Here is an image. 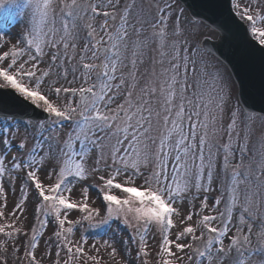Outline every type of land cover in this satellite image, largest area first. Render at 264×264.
Here are the masks:
<instances>
[{
	"label": "snow or ice",
	"instance_id": "1",
	"mask_svg": "<svg viewBox=\"0 0 264 264\" xmlns=\"http://www.w3.org/2000/svg\"><path fill=\"white\" fill-rule=\"evenodd\" d=\"M260 2L264 4V0ZM6 4L19 6L21 0H0V8ZM23 4L32 8L30 29L16 43L9 44L0 36V89H12L42 108L50 125L45 129L40 122L31 151L12 156L8 167L5 152L19 126L5 124L0 130L4 148L0 151V197L6 206L8 194L15 195L19 180L21 195L14 214L26 210L28 190L36 201L35 224L24 241L23 259L19 255L21 230L6 232L5 227L15 225L0 226V233L16 237L13 253L20 264H42L45 257L52 264H61V251L67 256L63 264L86 255L83 245L87 238L73 241L74 228L65 229V224L79 222L67 221L72 210L85 214L82 219L90 224L99 215L98 208L88 205V186L83 187L82 201L70 198L72 188L89 177L102 182L97 198L106 207L105 217L94 226L111 228L114 220H122L133 228L130 239L135 242L139 236L137 258H143L142 264H150L147 240L152 229L161 237L152 257L156 264H251V206L256 204L259 210L264 204V143L260 158L253 153L246 164L247 132L245 142H238L240 110L232 106L222 78L208 71L206 60H197L198 48L190 45L181 24L183 11L175 0H150V19L144 14L145 0L139 4L137 0L83 4L77 0H23ZM234 7L236 15L250 22L251 35L264 51V29L256 25L259 13L250 14L249 6ZM85 16L89 17L84 25L87 38L77 59V21ZM101 16L97 27L94 21ZM145 24L151 28L150 34H145ZM149 52L153 55L146 61ZM45 57L49 63L41 68ZM146 63L149 67L142 69ZM53 69L56 79L51 78ZM77 79L79 86H71ZM228 113L230 122L225 128ZM224 133L227 142L220 143ZM26 145L27 138L16 147L24 150ZM41 173L50 181L54 177V182L46 185ZM214 184L220 194L209 204ZM197 199L199 210L182 215L181 206ZM238 207L242 214L233 224ZM194 215L200 218L193 225ZM53 221L58 229L54 227L43 241L44 251L37 256L44 231ZM229 232L234 234L229 236ZM23 235L27 237L28 232ZM258 235L264 236V222ZM105 244L111 246L108 241ZM52 246L57 249L55 259ZM260 250L264 252V245Z\"/></svg>",
	"mask_w": 264,
	"mask_h": 264
},
{
	"label": "rangeland",
	"instance_id": "2",
	"mask_svg": "<svg viewBox=\"0 0 264 264\" xmlns=\"http://www.w3.org/2000/svg\"><path fill=\"white\" fill-rule=\"evenodd\" d=\"M239 4L241 6H249L251 7L252 11L251 14L259 13V26L261 29H264V4H261L260 0H238ZM68 3H71V0H67ZM85 2H99V0H77L78 4H83ZM176 2V1H175ZM140 1L137 0V4H139ZM150 3V0L145 1V16L147 18H151L147 16V4ZM178 6V10L183 11V15L180 17L181 24L183 26V29L187 32V38L190 41V45L193 46L195 44V48L197 46L198 40L202 36L210 35L209 30L202 24L199 23H192L188 17L184 9L176 2ZM57 16H56V26L57 28L61 27L60 17H59V4L57 3ZM31 17H32V8L24 6L23 2L19 6L16 5H5L3 8H0V36H3L4 41H8L9 44L16 43L17 38L25 34L27 30L31 27ZM103 17H98L94 23L98 27L100 22L102 21ZM191 22H189V21ZM89 21V17L85 16L83 20L77 21L78 24V33L79 37L77 39V59L79 55L80 47H82L83 40L87 38V35L85 37V33L88 31L84 25ZM145 34H150L151 28L148 25H144ZM216 38V34L213 35V39ZM183 42V41H181ZM194 42V44H193ZM198 48V47H197ZM48 51V49H46ZM200 49H198V52H196V58L197 60L204 59L207 61L208 64V71L210 73L218 74L222 80L224 81L226 91H229L231 87L230 80H228L227 75L225 73V68L220 64L219 61H217L212 56L202 53ZM69 54H71V49L69 50ZM203 54V55H202ZM153 55V53L149 52L145 56V60L147 61L149 56ZM49 63L48 57H45L44 62L41 64V68H45ZM73 64L76 63V60L72 61ZM69 69L71 68V65H66ZM149 67V65L146 63L145 65H142L141 68ZM77 76H79V73H77ZM52 79H56L55 76V69H53V75L51 77ZM211 79V77L209 78ZM69 81H72V76L69 74L68 77ZM81 81L77 79L74 83H72L71 86L76 87L79 86ZM227 83V84H226ZM233 90L236 91L235 84L232 81ZM233 97L234 93L232 92ZM63 95V93L61 94ZM236 95V94H235ZM235 107L238 106V104L235 101ZM234 107V105L232 104ZM239 108V106H238ZM241 115L238 117V119L241 121L240 124H238V131H240V139L239 143H244V135L245 132L248 134V141H247V147H248V157L245 160V163H248V158H251L253 153H255L256 159L258 160L261 156V146L262 143H264V119L260 117L255 116H246L242 111L240 112ZM241 117V118H240ZM230 118V113L226 114L224 117V121L226 119L228 120ZM7 124V127L14 128L15 125L19 126V132L16 134L15 139L13 140L11 146L7 148V151L5 152V155L7 156L6 167L9 166L10 161L12 159V156L17 154H27L31 151L33 147V136L39 135L40 128L39 124H32V123H9V122H0V130H2ZM25 125H28L27 130L25 129ZM50 123H44V128L47 129ZM243 127H242V126ZM2 134V132H0ZM256 134V137H259L260 143H256L252 140V135ZM251 135V137H250ZM27 138V145L26 149L19 150L16 146L20 143L22 139ZM224 138L227 140V134H224ZM252 142V143H251ZM237 143V141H234V144ZM78 150V149H77ZM0 151H4V148L0 146ZM39 159V156L37 157ZM19 175L23 176V173H19ZM41 179L43 182L47 185L49 183L54 182L53 180H48L45 178V175L43 173L40 174ZM122 179V178H121ZM22 181L16 182V193L15 195H12L11 193L8 194L6 206L5 201L2 197H0V212H3V215L0 216V226H7L9 224L15 225L14 228H8L5 227L6 232H13L15 233L16 229L21 230V234L19 237V246L21 247L20 257L23 259V244L24 241L30 238L31 236V227L35 224L34 215H35V208H36V201L35 198L31 195V190L29 191V198L27 202L25 203V209L21 211H16L14 214V205L19 200V197L21 195L20 193V184ZM8 178L5 176V185L7 186ZM99 184H101V181H99L95 177H89L85 181H81L77 183L70 193V198L76 201H82L83 200V187L88 186L89 192H88V205L89 206H96L99 208L98 203H95V188L99 187ZM214 184V190L209 193V204L212 203V198L215 196H218L220 193L217 192L215 189ZM69 195V193H66ZM204 193H201V197H203ZM200 208V200L197 199L194 202H186L184 205L181 206V213L182 215H186L189 211L196 212ZM221 208H223V204L221 205ZM252 212L254 214V218L250 220L252 224V234H251V240L252 245L250 251L252 252V260L251 264H259V261L264 259V252H262L261 246L264 245V236L258 235L261 229V224L264 222V204H262L257 210L256 204H253L251 206ZM203 214H208L207 211H205ZM215 214V213H213ZM242 214V209L238 207L234 211L233 215V224L238 223L239 216ZM106 215V210H100L99 215H94L93 220L91 221V224L88 220L84 221L82 217L84 216L83 213L80 212H69L67 215V221H79L75 224H65V229L68 227L74 228V233L70 235V239L73 241H82L83 238H87V242L83 245L85 250V256L80 257L78 260L74 257L71 264H142V259L137 258V250L139 247V240L136 239L134 242L130 239L131 236L135 234L133 228H128L125 226L122 222V220H114L112 222L111 228H107L106 226L101 225L100 227H95L94 225L100 224V222L103 220V218ZM246 217V221H248V214L244 213ZM63 218V214H62ZM200 217L194 215L193 221L190 222L193 225L195 224V221L198 220ZM43 219V217H41ZM52 218L50 217V220ZM174 221L178 222V218L174 217ZM54 227L58 229V226L55 225L54 221L52 223H49L48 227L44 231V235L42 237V242L40 247L37 249V256H39L44 251V243L43 241L47 240L49 236L53 234ZM176 230L173 229V232ZM244 231L247 232V223L244 225ZM28 232V236H24L23 233ZM199 234V232L197 233ZM234 232H229V236L233 235ZM160 233L156 229H152L148 233V251L150 253L148 259L150 261V264H156V261L152 259L157 253L158 245L160 242ZM16 239L15 236L12 238L6 237L4 234L0 233V264H20V260L16 258V255L13 253V240ZM105 241H108L111 246H107L105 244ZM228 243V240H225V244ZM115 248L116 252L113 254L112 249ZM97 249L99 251H97ZM56 247H51V253H52V259H55V252ZM88 256L95 257V260H89L87 259ZM235 256V253H233V257ZM67 259L65 251H61L60 253V260L61 264H63L64 260ZM26 264V261H25ZM42 264H52V260L45 257V259L42 261Z\"/></svg>",
	"mask_w": 264,
	"mask_h": 264
},
{
	"label": "water",
	"instance_id": "3",
	"mask_svg": "<svg viewBox=\"0 0 264 264\" xmlns=\"http://www.w3.org/2000/svg\"><path fill=\"white\" fill-rule=\"evenodd\" d=\"M182 1L189 6L192 14L224 29L221 31L219 42L213 44L212 48L236 71L241 84V98L246 106L264 112V79L258 74L260 66L264 69V52L249 41L244 28L229 16L228 0ZM211 16L213 18H210ZM228 20L229 24L226 23Z\"/></svg>",
	"mask_w": 264,
	"mask_h": 264
},
{
	"label": "bare ground",
	"instance_id": "4",
	"mask_svg": "<svg viewBox=\"0 0 264 264\" xmlns=\"http://www.w3.org/2000/svg\"><path fill=\"white\" fill-rule=\"evenodd\" d=\"M258 74H259V77H260L261 79H264V69L262 68V66L259 67V69H258ZM226 84H227V83H226ZM255 135H256V134H253V135H252V140H253L254 142H256V143H260V139H259V137H256Z\"/></svg>",
	"mask_w": 264,
	"mask_h": 264
}]
</instances>
